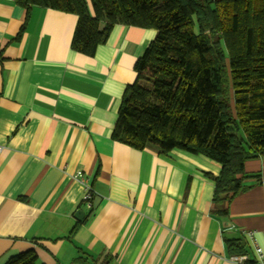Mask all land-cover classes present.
<instances>
[{
    "label": "crops",
    "instance_id": "crops-1",
    "mask_svg": "<svg viewBox=\"0 0 264 264\" xmlns=\"http://www.w3.org/2000/svg\"><path fill=\"white\" fill-rule=\"evenodd\" d=\"M25 17L0 0V264L29 250L38 264H234L226 239L264 259V155L245 163L260 179L218 216L219 162L112 138L157 30L117 24L89 57L72 48L77 14L33 6Z\"/></svg>",
    "mask_w": 264,
    "mask_h": 264
},
{
    "label": "trees",
    "instance_id": "trees-1",
    "mask_svg": "<svg viewBox=\"0 0 264 264\" xmlns=\"http://www.w3.org/2000/svg\"><path fill=\"white\" fill-rule=\"evenodd\" d=\"M15 1L25 21L33 6L77 14L72 48L89 57L117 24L157 30L135 63L137 77L123 95L112 138L139 150L180 148L219 162L218 216L260 179L245 163L264 155V0ZM226 245L231 254L245 252L237 240ZM6 264H38V255L29 250Z\"/></svg>",
    "mask_w": 264,
    "mask_h": 264
},
{
    "label": "built area",
    "instance_id": "built-area-1",
    "mask_svg": "<svg viewBox=\"0 0 264 264\" xmlns=\"http://www.w3.org/2000/svg\"><path fill=\"white\" fill-rule=\"evenodd\" d=\"M3 146L0 145V152L2 151ZM81 172L77 174V176H81ZM93 189L88 186L84 193V203L87 204L89 208H92L93 206ZM248 235L252 237V239H255L254 233L249 232ZM257 257L255 259H251L247 254H241V255H232L230 257L231 261L234 264H264V259L261 256L262 249L260 247L257 248Z\"/></svg>",
    "mask_w": 264,
    "mask_h": 264
},
{
    "label": "water",
    "instance_id": "water-1",
    "mask_svg": "<svg viewBox=\"0 0 264 264\" xmlns=\"http://www.w3.org/2000/svg\"><path fill=\"white\" fill-rule=\"evenodd\" d=\"M85 216V212L83 210H79L76 214L77 219L82 220V218Z\"/></svg>",
    "mask_w": 264,
    "mask_h": 264
},
{
    "label": "rangeland",
    "instance_id": "rangeland-1",
    "mask_svg": "<svg viewBox=\"0 0 264 264\" xmlns=\"http://www.w3.org/2000/svg\"><path fill=\"white\" fill-rule=\"evenodd\" d=\"M101 26H103V23L101 24Z\"/></svg>",
    "mask_w": 264,
    "mask_h": 264
}]
</instances>
